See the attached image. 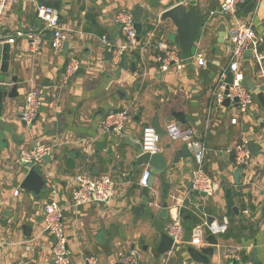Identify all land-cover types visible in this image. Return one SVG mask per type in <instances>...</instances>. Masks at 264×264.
Segmentation results:
<instances>
[{"label":"crops","instance_id":"1","mask_svg":"<svg viewBox=\"0 0 264 264\" xmlns=\"http://www.w3.org/2000/svg\"><path fill=\"white\" fill-rule=\"evenodd\" d=\"M43 1L58 11L60 23L68 33L67 50L63 48L58 55L53 54L49 30L36 17L39 0L13 1L0 15L1 43L14 39L9 43L8 72H0V87L10 91L11 78L17 79L16 96L4 99L0 114V197L5 214L0 220V264H53V236L43 229V207L50 200L63 208L71 264H84L86 256H96L98 264H120L118 253L131 248L139 253L140 264H161L167 251L156 253L159 234L166 233L171 219L180 215V200L190 190L187 188L193 158L180 156L173 163L172 157L183 143L161 135L160 153L168 160L163 178L169 185L163 199L161 177H155V190L138 185L143 169L150 167L134 165L136 153L129 142L140 143L143 127L152 126L155 114L164 128L170 122L171 111H183L191 117L186 122L173 121L192 127L204 140L205 168L219 187L211 196L196 197L191 192L184 201L186 206L181 209L185 210L180 215L183 242L172 250L168 264H200L192 261L186 251L191 246V231L204 219L220 220L224 216L229 219V228L224 234L214 235L217 245L204 239L202 247H193H213L210 264H264V61L256 70V61L249 54L240 59L245 84L247 80L250 85L253 83L249 88L254 102L250 114L241 116L234 103L223 105V101L215 100L217 74L227 66L233 44L229 35L232 20L219 12L223 0H196L201 14L210 10L218 13L199 29L194 44V49L204 53L206 64L201 67L192 62L180 72H161L152 55L142 61L138 51L125 56L126 68L113 64L100 37L121 39L123 34L113 16L122 9L132 12L137 5L148 14L142 19L146 34L150 29L146 25H151L150 31H161L162 37L171 28L175 33L169 20L156 23L151 17L181 0ZM253 2V10L244 13L241 9L240 15L253 20L256 33L263 39L260 50L264 51V0ZM221 25L226 27L224 36L217 31ZM29 28L43 34V42L34 52L28 39L19 34ZM71 55L78 60L79 69L63 84ZM33 86L38 87L41 106L34 121L25 125L19 113L25 92ZM122 108L129 112L122 132L103 130V118ZM233 117L238 118L236 124L230 122ZM242 139L255 142L259 150L251 155L237 183L232 151ZM38 140L55 146L52 155L35 167L43 186L39 193H33L21 188L29 168L20 164L18 154ZM81 173L110 176L116 184L115 195L104 204L75 206L71 194L75 177ZM16 188L19 193L13 196ZM152 191L157 193L158 205L166 203L167 219L158 217V207L153 219L146 215L135 217L130 211L131 205L140 203L141 197ZM227 191L232 193L230 201ZM209 234L206 232L205 237ZM226 247L235 249L240 261L226 260L221 254Z\"/></svg>","mask_w":264,"mask_h":264},{"label":"built area","instance_id":"2","mask_svg":"<svg viewBox=\"0 0 264 264\" xmlns=\"http://www.w3.org/2000/svg\"><path fill=\"white\" fill-rule=\"evenodd\" d=\"M16 0H0V15L6 5ZM189 0H181L180 3L187 4ZM247 0H223L221 3L220 13L228 16L232 20V27L229 35L232 37L233 44L230 54V59L226 67L221 68L217 74L215 84V100L221 103L225 98H228L231 103L236 104L238 112L241 116L250 114L253 106V97L251 90L245 84V75L240 68V59L246 56L253 57L256 61V70L264 61V51L260 50L263 39L256 33L253 27V20L250 18L244 19L241 15V9L238 7L240 3H246ZM218 11L210 10L208 17L216 15ZM36 17L50 32L51 48L53 54L58 55L63 51L64 44L68 41V33L60 23L58 11L47 5H36ZM113 21L120 27L123 37L119 40H111L107 36L100 37L101 44L105 47L113 64H118L120 60L132 51H138L142 61L147 59V56L154 57V60L159 63V70L167 72L170 69L177 72L183 71L188 62H194L197 66H204L206 59L204 53L195 48L188 55H183L180 48L173 42H167L162 39H156V30L149 31L143 38H138V34L134 27V18L130 11L119 10L113 16ZM24 35L30 44L31 51L39 50L43 42V34L41 30L29 28L26 32H20ZM8 43H13V38L6 40ZM79 69L78 60L71 55L65 67L62 82L66 84ZM232 72V83H226L227 73ZM236 99V101H234ZM41 106V98L38 87H30L25 92L23 110L20 113V119L25 125H30L37 116ZM129 119V112L126 108L113 110L109 112L102 121V129L120 134ZM237 117L231 118L230 122L236 124ZM165 135L175 142L186 144L193 158L194 168L191 172V188L185 192L180 200L178 209L186 206L184 201L191 192L198 191L211 196L218 190V184L212 180L205 168L207 156V146L204 140L198 136L195 129L192 127H183L177 122L170 121L165 127ZM161 135L156 132L153 126H144L141 132L140 145L145 153L154 155L161 152L160 147ZM248 139H242L237 142L233 148V162L236 168L244 169L251 159V153L248 148ZM55 144L48 142L36 141V143L28 148L23 149L18 154L20 164L29 168L28 165L34 167L43 162L44 159L52 155ZM150 170L144 168L138 180V185L142 188L149 187ZM114 180L108 175L93 176L87 173L78 174L75 177V186L72 189V200L75 206H80L88 203H107L116 193ZM19 193L18 188L13 190V196ZM150 204H156L157 193L152 191ZM3 200L0 197V220L3 212ZM43 223L44 231L48 230L53 236L52 256L53 264H71L70 251L68 248V238L64 230L63 223V208L55 200H50L44 203L43 207ZM229 219L224 216L220 220L215 218L204 219L200 224L193 227L191 231V239L189 245L200 248L204 244L205 233L213 235L224 234L228 231ZM166 234L171 238L172 244L169 251L166 252V257L161 264H168L169 256L172 250L180 245L183 241L184 227L180 215L174 216L166 227ZM30 247V246H27ZM31 249V248H30ZM224 258H233L235 261H240L239 253L232 247H226L221 250ZM120 264H140L139 253L131 248L127 251L118 253ZM11 264H23L15 262ZM84 264H98L96 256H86Z\"/></svg>","mask_w":264,"mask_h":264},{"label":"water","instance_id":"3","mask_svg":"<svg viewBox=\"0 0 264 264\" xmlns=\"http://www.w3.org/2000/svg\"><path fill=\"white\" fill-rule=\"evenodd\" d=\"M41 1V2H40ZM39 5L46 4L45 1L39 0ZM240 9L243 10L244 13H249L254 8V2L253 0H247L246 3H240L238 5ZM221 8L219 9L220 12ZM132 15L134 18V27L138 34V38H140V34L143 29V23L142 19L143 17L148 18V14L145 13L143 7L137 5L132 10ZM208 14H201L198 9L196 8V0H189L187 4L184 3H178L166 10H164L160 15H153L151 17V20L158 23L159 21H166L169 20L172 25L175 27V33L174 37L172 39V42L176 44L183 55H188L198 37L199 29L205 25V23L209 20ZM147 28V25L145 26ZM226 27L225 25H221L218 27L217 31L220 32L219 34L224 36ZM68 42L64 44V51L67 50ZM10 50L11 46L9 43L4 42L1 43L0 41V72L7 73L8 67H9V61H10ZM247 54V53H246ZM110 57V56H109ZM119 65L123 68H126L127 61L125 57H123ZM134 68V65H132V69ZM232 72L227 73V77L225 79L226 83L230 84L232 83ZM249 80H247V87L252 88V85L249 84ZM10 83L13 84L10 91L7 89H4L3 86L0 87V114L2 111L3 101L7 97L12 98L16 96V83L17 79L15 77H12L10 80ZM3 84V83H2ZM1 84V85H2ZM264 90V87H262ZM229 99L225 98L223 100V105H228ZM236 101V99L234 100ZM236 105V104H235ZM21 114L19 113V118ZM168 120H178L181 122L190 121L191 117L189 115H186L183 111H171L170 116ZM152 126L156 130L157 133L160 135H165V129L161 126V124L158 121V114H155L153 120H152ZM129 145H131L136 153V159L134 162L135 166H139L142 164H147L150 167V177H149V187L153 190H155L153 186V182L155 181V177L159 176L161 177V187H162V197L165 199L168 195V189L169 185L167 184L166 180L163 178L166 169L168 167V160L165 157V155L161 153H157L154 155H150L149 153H145L141 149L140 143H132L129 142ZM248 148L250 150L251 155H254L258 150L259 146L253 142H248ZM180 156L190 157L191 153L189 149L187 148L186 144H183L181 146L180 151H177L176 154L172 157V162L177 163ZM29 170L26 174L25 178L23 179L21 183V188L30 191L33 193H39L40 189L43 186V179L40 175V173L36 170V168L32 165H28ZM242 169L236 168L233 172L234 178L237 183H239V178L242 175ZM188 187V186H187ZM191 183L187 189H190ZM192 195L196 197H200L202 195H205L202 192L198 191H192ZM158 197L156 200V203L158 201ZM151 202V194L145 193L141 197L140 203H137L135 205L130 206V211L135 217H143V216H149L151 219L155 217V207L159 209L158 217L161 218L162 216L167 219V213H168V207L166 203H163L162 206L155 204H149ZM187 202V201H186ZM192 203L194 204L195 201L192 200ZM104 204V203H100ZM184 210L180 209V215H183ZM3 213V212H2ZM3 215H5L3 213ZM46 233H49L48 230H46ZM204 239L210 244V245H217V240L215 239V236L213 234H209L208 236L204 237ZM172 244L171 238L166 233H160L159 234V241L158 245L156 247V253L161 255L162 253L170 250ZM146 249V248H145ZM190 259L196 263L200 264H210V257L214 254V248L213 247H204L201 249H196L193 246H189L186 249Z\"/></svg>","mask_w":264,"mask_h":264},{"label":"rangeland","instance_id":"4","mask_svg":"<svg viewBox=\"0 0 264 264\" xmlns=\"http://www.w3.org/2000/svg\"><path fill=\"white\" fill-rule=\"evenodd\" d=\"M163 34H164V35H163L162 38H163L165 41H167V42H172V39H173V37H174V32H173L172 28L169 29V30H165ZM192 49H194V46H193ZM253 60H254V59H253ZM250 61H251V63L253 62L252 60H250ZM191 64H192V62H188V63H187V66H189V65H191ZM137 247H138V249H140V251H141L140 245H137ZM141 252H142V251H141Z\"/></svg>","mask_w":264,"mask_h":264},{"label":"trees","instance_id":"5","mask_svg":"<svg viewBox=\"0 0 264 264\" xmlns=\"http://www.w3.org/2000/svg\"><path fill=\"white\" fill-rule=\"evenodd\" d=\"M150 28V29H148L149 31L151 30V25H147V28ZM146 30L145 31H142V38L144 37V35L146 34ZM161 34H162V32L161 31H156V39H159L160 38V36H161ZM231 196H232V193H231V191H227V197H228V199H229V201H230V199H231ZM185 210V209H184Z\"/></svg>","mask_w":264,"mask_h":264}]
</instances>
